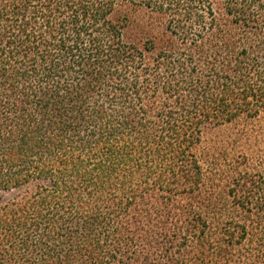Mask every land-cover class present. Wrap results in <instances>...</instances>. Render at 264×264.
I'll list each match as a JSON object with an SVG mask.
<instances>
[{
    "label": "trees",
    "instance_id": "1",
    "mask_svg": "<svg viewBox=\"0 0 264 264\" xmlns=\"http://www.w3.org/2000/svg\"><path fill=\"white\" fill-rule=\"evenodd\" d=\"M0 264H264V0H0Z\"/></svg>",
    "mask_w": 264,
    "mask_h": 264
}]
</instances>
